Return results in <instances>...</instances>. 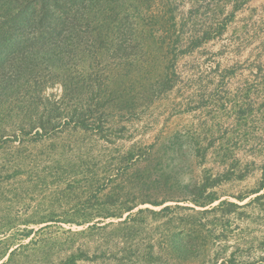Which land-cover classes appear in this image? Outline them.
I'll list each match as a JSON object with an SVG mask.
<instances>
[{"label":"rangeland","instance_id":"obj_1","mask_svg":"<svg viewBox=\"0 0 264 264\" xmlns=\"http://www.w3.org/2000/svg\"><path fill=\"white\" fill-rule=\"evenodd\" d=\"M47 3L56 57L3 64L0 264H264V0Z\"/></svg>","mask_w":264,"mask_h":264},{"label":"trees","instance_id":"obj_2","mask_svg":"<svg viewBox=\"0 0 264 264\" xmlns=\"http://www.w3.org/2000/svg\"><path fill=\"white\" fill-rule=\"evenodd\" d=\"M47 1L53 0H27L19 8H13V12H9V7L4 3V0H0V88L3 90L4 84L7 83L6 76H4L3 70L7 66L11 65L15 60L17 53L29 52L27 59L30 61H23L17 68L26 69L31 64L26 65L30 62H35L40 57L44 59H51L56 57L53 42H50V47H47L45 43L40 44L38 53L31 45L27 44V40L23 36L28 37H47L48 35L55 32L56 29L51 25L52 22H46L47 7L50 5ZM7 7V8H6ZM6 8V9H5ZM52 8V6L50 7ZM47 9V10H46ZM5 12L8 14L6 15ZM51 30L47 32V30ZM38 41V40H36ZM50 41V40H48ZM60 47V46H59ZM24 48V49H22ZM4 63H8L7 66H3ZM32 73V71H31ZM30 73V74H31ZM22 79V77L20 76ZM8 84V83H7ZM82 124V123H81ZM83 126V125H81Z\"/></svg>","mask_w":264,"mask_h":264}]
</instances>
